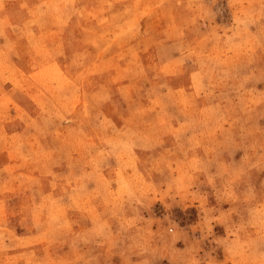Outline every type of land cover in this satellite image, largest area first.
I'll return each instance as SVG.
<instances>
[{
  "label": "rangeland",
  "instance_id": "rangeland-1",
  "mask_svg": "<svg viewBox=\"0 0 264 264\" xmlns=\"http://www.w3.org/2000/svg\"><path fill=\"white\" fill-rule=\"evenodd\" d=\"M0 264H264V0H0Z\"/></svg>",
  "mask_w": 264,
  "mask_h": 264
}]
</instances>
